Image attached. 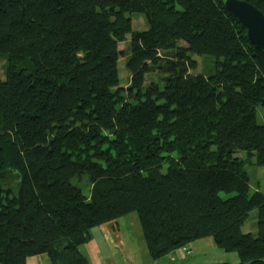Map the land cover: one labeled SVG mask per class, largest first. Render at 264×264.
Returning a JSON list of instances; mask_svg holds the SVG:
<instances>
[{"label":"trees","instance_id":"1","mask_svg":"<svg viewBox=\"0 0 264 264\" xmlns=\"http://www.w3.org/2000/svg\"><path fill=\"white\" fill-rule=\"evenodd\" d=\"M222 1L0 0V264H92L91 230L134 213L155 261L211 238L264 264L246 170L264 167V53ZM191 54L216 72L193 74Z\"/></svg>","mask_w":264,"mask_h":264},{"label":"crops","instance_id":"2","mask_svg":"<svg viewBox=\"0 0 264 264\" xmlns=\"http://www.w3.org/2000/svg\"><path fill=\"white\" fill-rule=\"evenodd\" d=\"M138 223L137 217L131 214L121 220L109 222L91 230L89 240L81 247V252L89 258L92 264L240 263L235 253L223 251L221 253L211 238L188 245L187 249H183L186 252L178 249L163 259L155 261L149 255L143 233L140 231L141 226L136 229ZM187 251H192V254L188 255ZM27 264H51V262L49 257L43 254L30 258Z\"/></svg>","mask_w":264,"mask_h":264},{"label":"rangeland","instance_id":"3","mask_svg":"<svg viewBox=\"0 0 264 264\" xmlns=\"http://www.w3.org/2000/svg\"><path fill=\"white\" fill-rule=\"evenodd\" d=\"M133 19V29L138 31H143L148 29V24L145 19V16L142 13H135L132 16ZM129 47H130V36L125 41L119 44V50L122 51V54L125 56H122L119 61V71H120V78H121V86L124 88H127L131 83V73L126 67V61L127 57L126 55L129 53ZM164 55V54H163ZM170 55V54H169ZM191 57L197 61L198 67L195 71H192L193 74H210L216 72V58L210 55H197V54H191ZM166 59V57H165ZM164 60V59H163ZM6 60L4 58L0 57V75L4 79L5 76V68H6ZM166 77V74L163 71L157 70L155 72H152L147 76V82L146 84L149 85L151 82H162L163 79ZM263 114L264 109L262 107L258 108V116L260 122H263ZM246 157V154L242 155L241 157ZM246 170L250 175L251 178V190L256 191L260 190L264 192V167H258L255 165V159L247 160L246 161ZM12 182V181H11ZM13 184V183H12ZM135 217H138L136 213L133 214ZM257 216V211L254 210L251 212V216L249 218V222L245 224L242 228L243 232H250L253 231V221L254 218ZM140 225L139 223L136 226V229H139ZM140 231L142 233V229L140 227ZM188 248V246L180 248L184 249ZM219 251L222 252L221 249L217 247ZM186 252V250H183ZM183 253V252H182ZM184 254V253H183ZM213 254V251L211 252V255ZM237 255V254H236Z\"/></svg>","mask_w":264,"mask_h":264},{"label":"water","instance_id":"4","mask_svg":"<svg viewBox=\"0 0 264 264\" xmlns=\"http://www.w3.org/2000/svg\"><path fill=\"white\" fill-rule=\"evenodd\" d=\"M225 9L246 30L249 42L264 53V14L246 0H223Z\"/></svg>","mask_w":264,"mask_h":264},{"label":"built area","instance_id":"5","mask_svg":"<svg viewBox=\"0 0 264 264\" xmlns=\"http://www.w3.org/2000/svg\"><path fill=\"white\" fill-rule=\"evenodd\" d=\"M187 254H188V255H191V254H192V251H187Z\"/></svg>","mask_w":264,"mask_h":264}]
</instances>
